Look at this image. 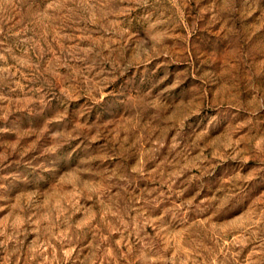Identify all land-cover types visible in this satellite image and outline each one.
<instances>
[{
    "label": "rangeland",
    "instance_id": "374dc122",
    "mask_svg": "<svg viewBox=\"0 0 264 264\" xmlns=\"http://www.w3.org/2000/svg\"><path fill=\"white\" fill-rule=\"evenodd\" d=\"M0 264H264V0H0Z\"/></svg>",
    "mask_w": 264,
    "mask_h": 264
}]
</instances>
